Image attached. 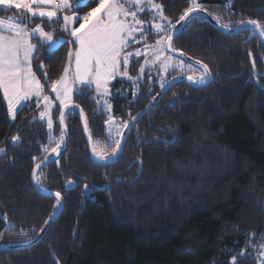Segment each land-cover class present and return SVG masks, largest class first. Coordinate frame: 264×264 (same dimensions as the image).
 <instances>
[{
    "label": "trees",
    "instance_id": "16d2710c",
    "mask_svg": "<svg viewBox=\"0 0 264 264\" xmlns=\"http://www.w3.org/2000/svg\"><path fill=\"white\" fill-rule=\"evenodd\" d=\"M156 1L174 23L189 7L186 0ZM198 2L220 23H264V0ZM93 7L96 3L89 0L87 7L66 11L85 14ZM23 15L0 5V17ZM62 23L36 17L27 25H42L54 39L62 37L52 50L32 38L35 72L54 102L51 132L47 118H39L43 103L26 104L12 119L0 89V148L6 150L0 153L1 243L36 237L58 207L56 198L36 189L32 174L40 160L53 154L47 152L62 130V106L50 83L69 67L70 53L73 63L77 50ZM149 31L138 45L159 38ZM173 46L205 62L213 81L201 87L175 82L135 124L123 152L109 164L93 160L81 114L69 109V148L38 173L43 188L63 195L64 210L35 245L0 250V264H58L56 258L61 264H229L250 240L264 238V76L256 73L264 71V43L257 34L224 32L198 15L181 27ZM141 62L134 58L131 75L139 76ZM180 73L189 74L173 69L164 81ZM160 77L146 69L144 78L135 80L139 91L133 81L116 78L113 102L119 121H129L149 104L161 89ZM82 88L86 95L79 94ZM94 94L93 88L79 85L72 101L84 108L94 144L107 149L108 115ZM49 135L56 140L50 142ZM15 136L19 141H13ZM239 264L257 262L246 256Z\"/></svg>",
    "mask_w": 264,
    "mask_h": 264
},
{
    "label": "snow or ice",
    "instance_id": "6c2138e0",
    "mask_svg": "<svg viewBox=\"0 0 264 264\" xmlns=\"http://www.w3.org/2000/svg\"><path fill=\"white\" fill-rule=\"evenodd\" d=\"M89 0H75L76 7H87ZM96 3V7L91 8L83 16L73 12L67 14L66 10L73 7L71 0H0V5L7 6L9 9L24 13L21 17L0 18V89L3 90V97L7 101L8 113L12 119H15L16 112L19 107H23L28 101L35 98L37 107L41 103L44 104V110L39 113L40 119L47 118V127L52 130L53 120L51 118V110L54 106L53 100L44 94L45 85L32 68L33 53L37 50V46L31 42L33 36L38 38L42 43L47 44L49 49H54L56 43L62 39L57 37L54 39L53 33L45 31L42 25H36L34 28H29L27 25L30 18H47L50 22L62 20L60 25L62 31L71 35L75 44H78V49L75 51V72L72 77H69V67L64 69L63 75L59 79L50 83V90L54 93L56 101L63 108H68L72 101L73 85L79 82L84 87H92L102 95L108 96V84L115 79L117 75L127 76L129 80L135 82L143 75L144 66L147 64L155 65L157 61L161 62L165 73L169 68L178 69L183 72L191 70V65H186L183 60H174L170 55H165L168 50L176 52L178 49L172 45V33L177 31V24L184 22L187 24L190 19L198 18L200 11H207L198 2V0H186L189 7L186 8L179 16L175 23L164 15L163 5L158 4L155 0H91ZM152 11V19L148 22L139 18V13L145 10ZM157 18L160 22H157ZM220 21V17H214ZM79 24L78 27L74 26ZM154 28L159 35V39L154 44L145 42V52L137 49L133 52L125 50L132 42L135 41V35L140 34L141 39L147 40L145 32V24ZM221 27L229 32L244 30L253 35L259 34L264 39V23L256 19L241 20L238 23L229 24L221 23ZM250 26V27H247ZM7 33V34H6ZM142 54H148L153 59L145 60V65H140V76H128L127 66L131 56L139 57ZM72 53L69 54V66L71 65ZM163 57V59H161ZM123 62L125 71H120V65ZM200 64L201 62H197ZM254 66V62H253ZM202 72L199 76H187V80L192 83H202L207 79L210 73L207 65L201 64ZM42 68V65H38ZM47 76V73H43ZM176 78L174 77L173 80ZM137 91H139L138 86ZM161 89L165 87L164 78L161 77ZM79 94L86 95L83 88L79 90ZM155 99V98H153ZM104 106L111 109V105L107 100H104ZM79 108V106H75ZM82 113V109H80ZM139 115V114H138ZM59 122L64 123L65 114L63 111L59 113ZM35 119V118H34ZM137 117H130L129 121L115 124V132L113 134V124L115 117L109 114L108 120L105 122L108 127L109 140L111 142L112 151L107 152L102 148H98L96 144L92 145V154L100 161H109L117 158L122 152V141L125 139V129L129 128L132 121ZM66 127V126H65ZM85 128L87 122L85 121ZM13 141H19L20 137L15 136ZM49 141L56 140V137L49 135ZM89 139L91 137L89 136ZM64 142V130L62 128L59 142L56 147L51 149L53 154L59 155L61 145ZM99 143V142H98ZM107 147V145H105ZM6 150L0 148V153ZM47 152V146L44 147ZM48 157H45L47 161ZM41 167L40 163L36 164V169ZM33 179L37 184L41 183V178L37 172L33 171ZM68 184L74 181H67ZM88 186L85 185V188ZM56 205H61V193L55 192ZM55 215V212L53 213ZM50 220L52 217L49 218ZM48 224V221H45ZM45 229L41 228L43 232ZM4 233H0L2 239ZM255 236V234H252ZM257 247L256 259L259 264H264V242ZM246 253L242 251L240 256L243 257ZM236 257L233 256L229 264H236Z\"/></svg>",
    "mask_w": 264,
    "mask_h": 264
},
{
    "label": "water",
    "instance_id": "95a60500",
    "mask_svg": "<svg viewBox=\"0 0 264 264\" xmlns=\"http://www.w3.org/2000/svg\"><path fill=\"white\" fill-rule=\"evenodd\" d=\"M198 15H201L202 17H204L206 20H208L212 25L216 26L217 28L221 29L222 31L224 32H229L227 29L221 27V23L219 21H217L214 16L209 12V11H200ZM246 21V20H245ZM185 23L184 22H181V24H177V31L175 33H172V45H173V42L179 32V30L181 29V27L184 25ZM238 31V30H237ZM233 32H236V31H233ZM259 36V34H257ZM261 42L264 43V39H262L260 36H259ZM174 47V46H173ZM175 48V47H174ZM168 52L170 54H172L173 56L175 57H178V58H182L184 59L185 61L189 62L190 64L196 66L197 68L202 69L201 67V64H204V65H207L205 62L197 59V58H194L192 56H190L187 52L183 51V50H178L176 52H171V50H168ZM197 62H201L200 64H198ZM208 66V65H207ZM208 69L210 70V73L209 75L207 76V79L202 82V83H192L190 81L187 80V74H178V75H175L173 76L172 78H170L166 83H165V87L163 89H160V91L154 96L155 99H152L149 104L144 107L142 110H140L138 113H136L134 116L137 117V119L135 121H132L129 125V128L128 129H125V139L122 141V152L124 150V147H125V142H126V139H127V135L129 134V132L134 128L135 124L148 112L150 111L154 106H156L158 104V102L162 99V97L166 94V92L168 91V89L177 81H185L193 86H196V87H201V86H206L208 85L211 81H213V74H212V71L211 69L208 67ZM256 73L258 76H264V71L263 72H258L256 70ZM176 78L175 80H173V78ZM75 106H79V108H76ZM71 108H75L77 109L79 112H80V109H82V113L80 112L81 114V118H82V125H83V129H84V132H85V135H86V138L88 140V145H89V149H90V153H91V156L93 158V160L99 164H109L113 161H115L120 155L117 157V158H113L112 160H109V161H100V160H97L96 157L92 154V151H91V148H92V145L94 144V141L91 137V134H90V130H89V126H88V119H87V114L84 110V108L79 104V103H76V102H71L69 104V107L68 108H63L61 109V111L64 112L65 114V119H64V123L63 125H61V128H63L64 130V142L61 146V149H60V152H59V155L57 156L56 154H52V155H49L48 156V159L47 161H45V158L40 160L38 163H40L41 167L39 169H36L35 167V171L37 172V175L39 173V171L44 168L45 166H47L48 164L52 163L53 161H56L58 160L69 148V145H70V135H69V130H68V127H67V124H66V112L71 109ZM139 114V115H138ZM85 121L87 122V128H85ZM66 126V127H65ZM89 136L91 137V139H89ZM32 181H33V184L34 186L36 187V189L44 194V195H48V196H52L55 198L54 196V193L55 192H58V191H55V190H49V189H45L43 188L40 184H37L36 181L33 179V175H32ZM61 205L57 207V209L55 210V215H51L50 217H52V219H48V224L43 227L45 230L43 232L40 231V233L28 240V241H24V242H17V243H1L0 242V250H12V249H21V248H27V247H30V246H33L35 245L36 243H38L44 236L45 234L48 232V230L50 229L51 225L59 218V216L62 214L63 210H64V198H63V195L61 194ZM56 258V257H55ZM56 261L58 264H61L60 261L56 258Z\"/></svg>",
    "mask_w": 264,
    "mask_h": 264
},
{
    "label": "rangeland",
    "instance_id": "374dc122",
    "mask_svg": "<svg viewBox=\"0 0 264 264\" xmlns=\"http://www.w3.org/2000/svg\"><path fill=\"white\" fill-rule=\"evenodd\" d=\"M71 2H72V5H73V6L76 5L75 0H71ZM155 2L158 3V4H160V3L157 2L156 0H155ZM74 12H75L77 15H79V16H83V15H84V14L78 12V11H74ZM146 12L149 13V16H148L147 18H145V17L143 16ZM163 12H164V11H163ZM72 13H73V12H69V13H67V14L71 15ZM138 15H139V18H140L141 20H144V21H146V22H148V21H150V20L152 19V11H151V10H148V9H146L145 12H143V13H139ZM164 15H165V13H164ZM165 16H167V15H165ZM167 17H168V16H167ZM169 18H170V17H169ZM170 19H171L172 22L174 23L173 19H172V18H170ZM157 22H160L158 18H157ZM74 26H76V24H75ZM76 27H77V26H76ZM144 28H145V32H146L147 37H149V32H150L149 30H150V29L153 30V31H155L154 28L149 27L147 23L145 24ZM149 28H150V29H149ZM148 29H149V30H148ZM134 39H135V41H137V42H132V43L129 44V46L132 45V44H133V45H134V44H137V43H139V42L142 43V42L144 41L143 39H141L139 33H137V34L135 35V38H134ZM158 39H159V38H158ZM61 41H62V39L59 40V41L56 43L55 47H56ZM146 43H148V44H154L155 42H150V41H149V42H146ZM144 45H145V43H144L143 45H138V44H137V45H136V48H133V49H130V50H129V46H128L127 49H126L125 51H126V52H133V53H134L137 49H139V50H141L142 53H144V52H145ZM77 47H78V44H77ZM165 55H170V56H172V57L174 58V60H179V59H177L176 57H174L172 54H170L168 51L165 53ZM139 57H141V60H142L141 65H145V60H146V59H148V60L153 59V57H152L151 55H148V54H142V55L139 56ZM74 58H75V57H74ZM134 58L136 59V58H138V57H136V56H134V55L131 56V57L129 58V63H128V66H127V69H126L127 72H128V76H131V77H135V76H133V75L130 74L131 63L133 62ZM161 59H163V57H162ZM74 61H75V59H74ZM74 61H73V63L69 66V77H70V78L72 77V75H73L74 72H75V65H74L75 62H74ZM184 63H185L186 65H190V64H188V63H186V62H184ZM146 69H152V71H153L154 73H156V74H160L161 77L164 78V80H166V78L168 77L169 72H170L171 70H173V68H169L168 71H167V73H165L163 67L161 66V62H160V61H157L155 65H153V64H147V65H145V66H144L143 75H142L139 79H143V78H144V73H145ZM120 71H121V72L125 71V67H124V65H123V62H121V65H120ZM185 71L188 72L190 76H194V77H197V76H199V75L201 74V73L197 72V71L194 69L193 66H191V70H185ZM139 76H140V74H139ZM161 77H160V79H161ZM116 78L129 80L127 76H120V75H117ZM116 78L113 79V80H111V81L109 82V84H108V89H109V95H108V96H106V97H105V96H102V95L98 94L96 91H95V94H94V95H95V99H96V101H97V103H98V106L101 107V108L107 113L108 118H109V114H111L113 117H115V121H114V124H113V134H114V132H115V124H117V123H122V121H119V119H118V118L115 116V114H114V102H113L114 88H113V84H114V82L116 81ZM135 83H136V82H133V85L136 86ZM79 85H81L79 82H76V83L73 85L74 91H73V93H72V100H73V94H74V92L77 90V88H78ZM91 88L94 89V85H93ZM118 90L121 91V90H123V88H119ZM105 99L107 100L108 104L111 105V109H110V110L104 106V100H105ZM71 102H72V101H71ZM51 118H52V112H51ZM52 120H53V119H52ZM108 127H109V126L107 125V131H108ZM108 134H109V133H108ZM54 137H55V136H54ZM58 142H59V138H58ZM107 145H108L107 149H106V148H102V149H103L104 151L109 152L110 150H112V146H111V142H110V140L107 142ZM61 146H62V145H61ZM55 147H56V145H55L54 147H52V148H55ZM52 148H51V149H52ZM51 149H49V151L47 152V154H52ZM262 242H264V238H263V239H260L258 242H253V240H250L246 246H244L242 249H240V250L235 254V257L237 258V259H236V264H239V262L241 261V259L244 258V257H246V256H249V257H253V258H255V257H256V252H257L258 248H257V247H254V246H258V245H259L260 243H262ZM242 251H244V252L246 253L243 257L240 256V253H241ZM255 260H256L257 264H259V261H258L256 258H255Z\"/></svg>",
    "mask_w": 264,
    "mask_h": 264
},
{
    "label": "crops",
    "instance_id": "0c3cea01",
    "mask_svg": "<svg viewBox=\"0 0 264 264\" xmlns=\"http://www.w3.org/2000/svg\"><path fill=\"white\" fill-rule=\"evenodd\" d=\"M0 18H4V17H0ZM29 28H30V27H29ZM6 34H7V33H6ZM31 42H32V40H31ZM32 43H33V42H32ZM33 44H34V43H33ZM77 49H78V47H77ZM34 53H35V52H34ZM34 53H33V57H34ZM74 62H75V61H74ZM74 65H75V64H74ZM32 68H33V71L35 72L34 65H33V60H32ZM35 73H36V72H35ZM36 76L38 77L37 73H36ZM38 78H39V77H38ZM33 102H36V101H35V98H33L32 100L28 101L27 104H28V103H33ZM21 108H22V107H19V106H18L17 112H18ZM17 112H16V113H17Z\"/></svg>",
    "mask_w": 264,
    "mask_h": 264
},
{
    "label": "flooded vegetation",
    "instance_id": "af4514ba",
    "mask_svg": "<svg viewBox=\"0 0 264 264\" xmlns=\"http://www.w3.org/2000/svg\"><path fill=\"white\" fill-rule=\"evenodd\" d=\"M175 57V56H174ZM177 59H178V57H176ZM179 60H183L182 58H179ZM184 61V60H183ZM185 62V61H184ZM188 64H190L189 62H188ZM191 66H192V64H190ZM194 66V65H193ZM154 73V72H153ZM155 74V76H157V74L156 73H154ZM180 74H186V73H180ZM178 75V74H177ZM187 75H189V74H187ZM190 76V75H189ZM172 78V77H171ZM170 79V78H169ZM168 79V80H169ZM167 80V81H168ZM167 81H165V83L167 82Z\"/></svg>",
    "mask_w": 264,
    "mask_h": 264
},
{
    "label": "built area",
    "instance_id": "2783aa9c",
    "mask_svg": "<svg viewBox=\"0 0 264 264\" xmlns=\"http://www.w3.org/2000/svg\"><path fill=\"white\" fill-rule=\"evenodd\" d=\"M59 2V0H57V3Z\"/></svg>",
    "mask_w": 264,
    "mask_h": 264
}]
</instances>
